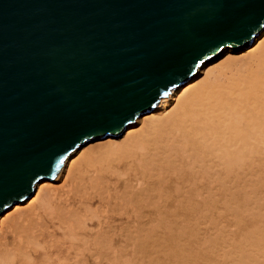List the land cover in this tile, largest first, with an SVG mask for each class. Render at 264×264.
Wrapping results in <instances>:
<instances>
[{
    "label": "bare ground",
    "instance_id": "obj_1",
    "mask_svg": "<svg viewBox=\"0 0 264 264\" xmlns=\"http://www.w3.org/2000/svg\"><path fill=\"white\" fill-rule=\"evenodd\" d=\"M168 94L0 214V264H264V28Z\"/></svg>",
    "mask_w": 264,
    "mask_h": 264
},
{
    "label": "water",
    "instance_id": "obj_2",
    "mask_svg": "<svg viewBox=\"0 0 264 264\" xmlns=\"http://www.w3.org/2000/svg\"><path fill=\"white\" fill-rule=\"evenodd\" d=\"M263 28L264 0H0V214Z\"/></svg>",
    "mask_w": 264,
    "mask_h": 264
},
{
    "label": "rangeland",
    "instance_id": "obj_3",
    "mask_svg": "<svg viewBox=\"0 0 264 264\" xmlns=\"http://www.w3.org/2000/svg\"><path fill=\"white\" fill-rule=\"evenodd\" d=\"M169 95V94H168ZM168 95H166V96H168ZM157 106V105H156ZM155 109V108H154ZM153 111V110H152ZM138 128H141V125H138ZM89 143V142H88ZM82 149H84L83 147H82ZM76 151V150H75ZM74 151V152H75ZM79 156V154H75V156H74V158H72L73 160L75 159V158H77ZM66 160H67V158L64 160V162H63V164H62V166H61V168L59 169V171H58V173L56 174V176H58L59 174H61L62 176L59 178V180H57L56 181V185H58L59 187L60 186H62V184L64 183L63 181H64V179H65V175H66V173H67V169H68V163H66ZM71 161V160H70ZM66 163V164H65ZM258 163H261V162H255L254 164L253 163H251L250 165H248L249 167H248V175H250V177L248 176V183H249V181L250 182H253V183H255L254 182V180L256 179V181L258 180L257 179V176H258V178H259V175H262V176H264V164H263V162L261 163V165L260 164H258ZM254 165V166H253ZM260 165V166H259ZM263 165V166H262ZM251 168H254V169H251ZM254 170V171H253ZM257 170V171H256ZM251 171H253V172H251ZM259 171V172H258ZM261 172H263V173H261ZM252 174V175H251ZM252 177V178H251ZM56 178V177H55ZM55 178H53V179H55ZM255 178V179H254ZM251 179V180H250ZM264 179L263 178H261V179H259V181H257V183H255L254 185L256 186V188L258 189L257 190V193H256V197L257 196H260L259 195V192H261V191H264V185H263V183H264V181H263ZM262 183V184H261ZM250 184L251 183H249L248 184V189L250 188ZM258 186H263L262 188V190H261V188H259ZM263 193V192H262ZM262 193H261V195H262ZM264 194V193H263ZM33 196V195H32ZM30 197V198H28V202H26L25 203V208H28L31 204H32V200H33V198L35 197V196H33V197ZM255 197V200L253 201V203H252V201H251V203L250 204H254L255 205V207H256V209H257V211H261L260 210V208H262V203L261 202H259L257 199L258 198H256ZM23 202V201H22ZM250 206H252V205H250ZM253 207V206H252ZM251 209V208H250ZM255 209V210H256ZM229 211H226V210H222V214L224 213V215H222V216H224V219L226 218V216L231 220V221H233L232 220V218L230 217V215H232V214H228V215H225L226 213H228ZM5 213V212H4ZM261 213V212H260ZM247 215V217H248V214H246ZM251 215V214H250ZM218 220H219V218H218ZM202 225H204L205 226V224H202ZM209 226V225H208ZM235 225L233 224V227H234ZM197 229H198V231H200V232H203V230L201 229V226L199 227H196ZM207 228V227H206ZM229 228H230V226H229ZM210 231H211V229L210 228H208ZM213 231H211V233H212ZM206 236H209L210 235V232H208L207 231V229H206ZM238 233V232H237ZM240 236H237V240H239L240 238H242L241 236H243V235H245L246 234V231H240ZM151 256V255H150ZM146 257V258H144V260H145V263H148V260L150 259V260H152V259H155V257ZM141 260V259H140ZM139 260V263H142L143 261H140ZM149 260V261H150ZM179 263H181L180 261H178ZM144 263V262H143ZM142 263V264H143Z\"/></svg>",
    "mask_w": 264,
    "mask_h": 264
}]
</instances>
